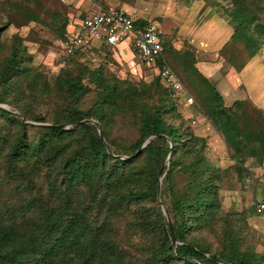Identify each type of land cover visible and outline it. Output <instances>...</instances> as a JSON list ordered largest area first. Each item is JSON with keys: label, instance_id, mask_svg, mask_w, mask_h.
I'll return each mask as SVG.
<instances>
[{"label": "trees", "instance_id": "obj_1", "mask_svg": "<svg viewBox=\"0 0 264 264\" xmlns=\"http://www.w3.org/2000/svg\"><path fill=\"white\" fill-rule=\"evenodd\" d=\"M208 1L232 28L218 55L239 70L263 44L264 0ZM22 5L27 4L12 0L17 9ZM54 23L59 46L71 22L63 16ZM114 47L90 48L95 64L66 61L51 86L32 81V56L18 38L1 54L0 104L8 108L0 107V119L18 132L0 134L4 174L13 182L11 198L0 201V264H124L131 257L124 244L136 247V264H264V253L245 245L239 225L222 211L224 169L207 158V138L193 133L176 110L180 102L170 97L151 66L133 63L139 75L141 69L150 71L149 80L138 83L108 70ZM162 48L168 61L174 51L165 41ZM170 68L195 95L198 109L231 149L229 158L239 169L246 145L264 141V120L252 132L240 129L232 106H224L194 57L175 58ZM52 93L63 107L49 120L16 109L7 98L32 101ZM115 118L133 130V138L117 142L111 137L109 124ZM83 119L100 125L104 144L95 125ZM27 127L35 129L34 139L27 138ZM39 180L44 189L33 190Z\"/></svg>", "mask_w": 264, "mask_h": 264}, {"label": "rangeland", "instance_id": "obj_2", "mask_svg": "<svg viewBox=\"0 0 264 264\" xmlns=\"http://www.w3.org/2000/svg\"><path fill=\"white\" fill-rule=\"evenodd\" d=\"M19 1H22L27 5H22L20 6V9H17L12 6V0H0V43L3 44L0 48V56L6 52L12 41L18 38L22 41V44L25 45L27 52L32 56L31 64L35 68L32 81L38 85L47 82L51 86L54 75L59 71V66L66 64L65 62L60 63V60L59 62L57 61L59 46L57 44L58 41L55 36V32L51 29V25L55 24V19L59 20L63 16L66 17L67 21L72 22L75 18L84 16L85 11L80 10L81 13H79L78 10L74 9L73 4L67 0H37L38 5H36L32 0ZM208 2L209 1L207 0L206 4H208ZM35 17H38L40 21H35ZM261 21L264 22V16H261ZM262 39L263 44L256 54L259 56L260 64L264 67V35L262 36ZM92 46H99L98 38L93 39ZM129 50L130 48L126 42L118 43L114 48H110L109 51L114 57L111 58L112 60H109L110 64H108V70L114 72L120 78L129 79L133 83L148 81L150 71L141 69L139 75L138 70L133 65L135 60L131 57L127 58L129 56ZM168 62L171 66L173 61L169 56ZM142 66L148 67L146 64H142ZM89 71H91V69H87V71L83 73L84 80L87 79ZM211 81L210 83L215 89L218 84L221 83L218 78H211ZM90 88L93 89V86H90ZM188 90L192 95L194 104L186 107L182 103V100H180V104L176 103L175 105L176 110L179 112L181 117L186 120L193 133L197 135L199 133L196 130L198 128V119H203L205 122L208 121L206 120L202 109H198V103L196 102L195 95L189 88ZM53 95L54 94L52 93V97L32 101L25 97L20 98L15 95L11 96V94H8L7 98L15 103L16 109L19 107L27 113H41L49 120L58 112L60 107H63L60 100L58 101V99ZM90 95L91 94H88L85 98V105H88ZM234 95L235 94H230L227 96L226 93L224 95V103L226 105H230L229 99H232ZM243 103H245V106L241 111L243 115L242 119H249L251 126L255 125L253 128L256 130V120L258 122V126L259 123L262 122L261 120H264V116L257 113L256 117V110L250 106V103L248 101H244ZM114 120L115 121L110 122L109 124L111 125L110 133L112 138H114L117 142H126L127 140L133 138V130L130 127L123 126L119 122L121 121L119 118H115ZM191 121H194V123ZM26 122L29 125L37 126H39V123H44L35 121ZM68 126L69 125L66 124L64 127L67 128ZM98 126L100 129L99 124ZM212 130L215 132L214 128H212ZM17 132L18 131L14 127L0 119V134L2 136L10 137L15 135ZM35 133L36 131L34 128H26V136L28 139H34ZM202 137H206L209 142V147L206 152L207 158L212 163L224 169L219 187V199L222 211L226 212L229 218L235 220L239 225L244 244L257 252L264 253V231L256 229V214L254 212V205L256 202L252 191V186H254L253 179L250 183V176L248 175V172L241 167L238 169L234 164V161L230 160L229 153L232 152L230 151L231 149H229L226 145H223L220 141H218V145H215L208 135H203ZM222 160H229L231 161V164L227 167H222ZM2 163L3 158L1 154L0 201L5 199L9 200L12 196L11 193L13 192V182L5 176ZM37 187L42 190L44 189L41 180L35 181V188L33 190H36ZM124 247L131 252V257L126 258V262L128 263L124 264H136V247L133 248L125 244Z\"/></svg>", "mask_w": 264, "mask_h": 264}, {"label": "crops", "instance_id": "obj_3", "mask_svg": "<svg viewBox=\"0 0 264 264\" xmlns=\"http://www.w3.org/2000/svg\"><path fill=\"white\" fill-rule=\"evenodd\" d=\"M75 10L85 11L84 17L99 9L114 6L121 8L131 19L135 29H141L148 21L156 22L163 31L162 42H167L174 53L169 56L172 61L182 56L195 58V66L209 81L218 78L221 83L216 90L222 97L224 106H232L237 116L238 126L244 131H253L249 119H242L244 101L261 116H264V67L260 64L258 54L248 59L239 70H235L218 50L227 42L232 28L222 18L211 1L207 0H67ZM84 17L75 18L69 27ZM135 23V24H134ZM129 57L133 58L129 47ZM124 58V57H123ZM134 59V58H133ZM168 59V58H167ZM212 82V81H211ZM235 94L229 99L230 105L224 103L225 94ZM241 94V96H240ZM240 96V97H239ZM241 101V102H240ZM243 101V102H242ZM188 107V106H186ZM241 112V113H240ZM199 133L208 135L215 145L220 137L212 130L211 124L198 119ZM256 120V130H257ZM241 156L240 167L248 172L255 202L264 205V141L256 139L247 144ZM229 160H222L221 166L227 167ZM256 229L264 231V208L255 210Z\"/></svg>", "mask_w": 264, "mask_h": 264}, {"label": "built area", "instance_id": "obj_4", "mask_svg": "<svg viewBox=\"0 0 264 264\" xmlns=\"http://www.w3.org/2000/svg\"><path fill=\"white\" fill-rule=\"evenodd\" d=\"M162 36L163 31L156 22L148 21L141 29H135L132 19L121 8L107 6L69 27L67 37L59 42L60 63L79 58L88 65L95 64L96 58L89 53L95 38H98L99 44L106 46L126 42L132 48L134 60L152 67L153 74L168 90L171 98L182 100L185 106L193 105L192 96L164 57ZM254 207L261 211L264 205L259 201Z\"/></svg>", "mask_w": 264, "mask_h": 264}, {"label": "water", "instance_id": "obj_5", "mask_svg": "<svg viewBox=\"0 0 264 264\" xmlns=\"http://www.w3.org/2000/svg\"><path fill=\"white\" fill-rule=\"evenodd\" d=\"M0 107H1V108H4V109L7 110V107H6L5 105L0 104ZM11 114H13L14 116H17V117L20 116L18 113H15V112H11ZM81 122H90V123L94 124L95 127H96V129H97L98 136H99V138L101 139L102 143L104 144V139H103L102 134H101V132H100L99 126H98V124H97L96 122H94V121H92V120H90V119H83ZM39 125H43V126H47V127H53V128H59V129H61V128H65V127H64L65 125H63V124L39 123ZM146 142H147V140H145V141L142 143V145L136 150L135 154L138 153V152L140 151V149L145 145ZM135 154H134V155H135ZM159 180H160V178H159ZM157 197H158V195H157ZM161 211H162V213L165 215L166 220L168 221V215H167L166 210H165V208H164L163 205H161ZM169 232H170V237H171V244H172V246H174L175 243H176V240H175V238H174V235H173V233H172V231H171L170 226H169Z\"/></svg>", "mask_w": 264, "mask_h": 264}]
</instances>
